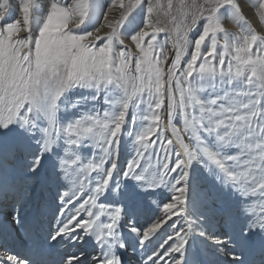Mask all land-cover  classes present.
Here are the masks:
<instances>
[{
  "label": "snow or ice",
  "instance_id": "1",
  "mask_svg": "<svg viewBox=\"0 0 264 264\" xmlns=\"http://www.w3.org/2000/svg\"><path fill=\"white\" fill-rule=\"evenodd\" d=\"M141 2L132 0V11ZM16 3L18 15L9 20L13 0H0V26L18 24L22 18L31 24L37 0ZM80 4L70 8L53 0L46 18L60 19L66 25L74 16L72 21L76 22L81 17L77 10ZM221 4L231 7L230 3L215 0L201 35L196 38L200 46L194 47L195 59H188L182 67L184 53L178 52L167 72L151 60L138 61L135 68L131 64L113 68L90 55L80 56L74 65L64 69L53 64L47 75L41 70L30 75L19 69L12 89L5 83V74L0 73V240L21 238L22 243L39 246L42 220L53 204L50 194L61 177L67 179L81 160L79 155L72 158L69 149L80 152L85 144H91L99 149V162H90L86 167L97 172L98 179L94 184L89 180L87 187L83 181H74L71 189L57 193L56 200L63 202L64 207L57 211L60 223L50 233V240L67 237L73 242L83 241L86 235H94L107 251L94 256L90 264H126L118 251L125 248L141 254L140 264H196L188 258V245L194 236L212 241L221 252L226 244L237 248V252H231L236 264H248L241 257L256 246L257 235L262 238L260 247L264 253V206L257 212L252 203L256 193L264 197V57L253 59L251 54L260 38L253 37L246 47L236 49L235 70L231 64L226 70L218 67L208 56L196 67L209 33H213L209 55L216 50V30L211 22ZM83 5L85 12L77 27L84 25L89 15V5ZM259 8L264 13V3ZM193 24L198 25L195 19ZM70 60L71 54L64 63ZM218 60L223 66L224 54ZM246 67H251L252 73L247 84L251 85L257 76L261 81L257 92L235 91V82L244 76ZM193 73L199 77L196 83L189 79ZM76 89L95 95H81L68 108L81 101L96 100L103 92L113 110L104 111L103 118L90 115L96 111H89L62 121L59 114L62 109L67 110L63 101L67 93ZM9 92L11 98L6 100ZM143 105L153 111V123L140 132L129 131L135 136V154L117 172L120 137L129 109ZM165 105L174 140L164 136L163 128L157 131L154 126L161 119L158 110ZM174 117L182 121V127L173 123ZM137 119L133 113L131 122L135 124ZM153 135L155 139H148ZM257 137L262 142L253 143ZM157 145L156 154L162 156V161L155 177L147 180L141 161ZM233 146L239 149V155L228 154ZM254 150L259 151L253 154ZM245 155L250 158L244 159ZM109 160L110 166L105 168ZM160 186L171 191L167 202L155 199V190ZM85 190H89L87 199L69 212L68 206ZM102 196L112 203L100 202ZM153 206L161 215L138 226L135 218ZM29 207L31 214L25 211ZM6 208L10 211L5 212ZM101 216H107L109 222L96 232L93 225ZM126 216L130 218L123 226L134 234V242H126L121 232V221ZM172 217H183L187 227L177 225ZM209 223L212 233L205 228ZM166 228L171 231L161 238ZM158 237L159 242L146 252ZM8 253L11 252L7 249L0 252V264H30L29 260ZM81 256L83 253L68 255L63 264H79Z\"/></svg>",
  "mask_w": 264,
  "mask_h": 264
},
{
  "label": "rangeland",
  "instance_id": "2",
  "mask_svg": "<svg viewBox=\"0 0 264 264\" xmlns=\"http://www.w3.org/2000/svg\"><path fill=\"white\" fill-rule=\"evenodd\" d=\"M205 1L206 0H197L195 5H194L195 7H192V8H190L191 3H192L191 1H186V4L188 6H181V5L177 4L176 6H169L170 9H165V7H162V6L159 7L160 12L164 16L168 17L171 20V24L174 28V31L172 33H173L174 39L178 45V51L174 54V57L171 60H169V62L168 61L165 62L168 54H167V51L162 48L161 41H160L161 39L164 38L166 33L162 34L163 37L155 38L154 43H152L149 48H147L145 46V44L141 42L138 44V49H134V50L123 49V51L120 52L119 55H115L114 53H110L107 55L105 53V51L98 50L99 48L94 47V48H92L91 55L99 57L104 62H106L107 65H110L113 68H116V67L120 66L121 64H131V66L133 68H135V65L138 61L148 60V58H149V60L157 63V65L160 68H162L165 72H167L168 68L172 64V60L176 58L177 53L179 52L182 55L184 53V55L182 56V61H181V66L183 67L186 65L188 59H190V58L195 59V57L192 56L193 54L191 53V49L189 48L190 42L194 39V36L196 33H198V36L201 35L202 28H203L204 24L207 22V17L211 14L209 9L211 7L215 6V0H211L210 3H208V4ZM157 3H161L160 0H157L156 4ZM221 3H230V5L232 7L233 5H235L237 3V0H221ZM13 6H14V4H13ZM107 7L108 8L111 7V4L108 3ZM227 7L228 6L221 4L219 9L215 13L214 18L211 22L214 24V27H215V28L213 27V29L218 28V30H219V28H220L219 24H217V21H214V20ZM96 9H97L96 6H94V0H90L89 15H88L87 20L85 21L84 25H82L79 28L75 27V29L80 30V29L84 28L85 25L86 26L90 25V23L94 19L93 17L95 15ZM137 17L141 19L142 15L139 14V16H137ZM150 17H152L150 14L143 15V19H147V21H146L147 23H150V21H151ZM194 19L197 21V24H198L197 27L195 26V24H193ZM161 22L162 21H159V23H161ZM127 23L124 22L123 26H126ZM193 28H195L194 31L192 30ZM63 32H65V31H63ZM236 32H237V30H234L233 33H230L228 36V35L222 34L221 32L215 31V37L217 40V47H216L215 52L212 55H209V54L205 55L207 52V49H204L203 53L201 51L202 55H201V57L198 58V62H197L196 67L198 68L199 63H202L201 60L203 59V56H208V58L210 60H212V62L215 65H217L218 67H223L226 70L228 68V66L231 64L233 70H235L237 62L235 61V59L231 55V53H229L228 47L225 48V44H227L229 46L228 43H230V41L233 39L232 41L233 42L235 41V44L238 43L239 41L240 42L242 41L240 43V45H242L243 47L247 46L246 41L243 40L241 38L240 34H238ZM113 35L115 37H117V39L120 42L122 35L117 34V27H115L111 32H108L104 35H101L99 38H102V39L97 38L96 40H92V41L95 44L99 45L101 43H104V41L106 39H108V41L110 39L111 44L113 45V47H115L114 45H115V39L116 38L114 37L112 39L111 37ZM116 35H118V36H116ZM212 35H213V33H209V36L206 37V40L203 42L202 46H204L205 43L209 42ZM224 35L226 38L224 37ZM70 36H71L70 38L68 37V35L66 36L65 46L62 47L63 49L61 51L60 50L58 51V49L54 50V53L51 54L43 64H41L43 66H41L35 62V59L33 58V55L31 53H28L24 56L20 55L17 58V61H18L17 63L18 64L20 63V65H18L16 72L19 69H23L25 72H27L28 74L31 75L33 73H36L38 70H41V71H43V73L45 75H47L49 73L50 67L53 64H60L61 68L64 69V68L69 67V64L74 65L80 56L87 58L88 56L86 57L84 55L86 53H84V52L87 50L86 47H88V48L93 47L92 45H89L90 41H88V39L85 38L81 32H75V33L71 32ZM257 37H259V35ZM98 39H99V42H98ZM72 41H74V42H72ZM259 41H260V39H258L257 44L253 45V48L251 51L253 59H256L257 57H264V51L261 50L260 45L258 46ZM55 43H56V40H54V49H55ZM70 43H72V44H70ZM240 45L238 44V46H240ZM256 46L259 47V49L257 51L254 49ZM68 48H70V49H68ZM145 51L146 52L149 51V55L147 56L148 58L145 56ZM221 52H224L223 54L225 56V64L223 66H219V60H218L219 54ZM69 54H71L70 62L64 63L65 61H68ZM117 56H118V58H117ZM245 58H247V57H245ZM0 60H1L0 61V73L5 74L4 75L5 83L7 84L9 89H12L14 86V78L11 77L9 80V76H8L9 71L5 67H3L4 62L8 61V60L6 59V57H2V58H0ZM251 75H252L251 67H246L244 76L239 78V80L235 82V91L246 92V91L250 90L252 92H257L258 86L261 84V81L257 76V77L252 78L253 83L251 85L247 84V77L251 76ZM164 79L166 80L167 77L165 76ZM189 79L193 80V82L196 83V82H198L199 77L197 76L196 73H193V77H190ZM81 95L91 97V96L95 95V93L92 91L85 92V91H82L80 89L72 90L69 93H67L66 98L63 101L65 109H67V110L62 109L60 114H59L62 121H67V120L76 118L79 115H81L83 112H89V111H96V112H89V114L90 115H99L101 118H103V112L104 111L111 112L113 110L111 107H109V104L106 102L105 95L103 92H101L99 94V97L96 100L89 99L87 101H81L75 107L68 108V106L74 104V102H76L77 98L80 97ZM178 95L179 94L177 93V96ZM10 98H11V94L9 92V94L6 95L5 99L8 100ZM133 113H135L138 117L135 124H133L131 122V118H132ZM158 114L160 115L161 119H160V121L156 122V125H154L157 127V131H160V129L163 128L164 129V136L167 137L168 139L174 140V137L172 136V132H171V127L168 125V113H167L166 105L162 109L158 110ZM152 115H153V111L149 110L147 105H143L139 109H135V108L130 107L129 112H128L127 122L125 123V125L123 127L122 134L120 137L121 149H120V157L118 160L117 172H119L121 170V168L123 169L124 167H126L128 161L131 158H133V156L135 154L134 147H133L134 141H135V136L129 135V131L132 130L135 132H140V131L146 129L150 124L153 123L151 120ZM145 118H147V119H145ZM173 123L176 124L177 127H182V121L178 117H174ZM148 139H155V136L154 135L150 136V137H148ZM252 142L256 143V142H262V141H260V138L257 137L256 140H254ZM258 151L259 150H254L253 154H255ZM158 152H159L158 145L154 146L153 149H151V150H149V152L145 153V158L142 159V161H141L142 168L146 169L144 174H145V177L147 180H151L155 177L157 169L159 167V163L162 161V156H158L156 154ZM228 154L229 155H239V149H237L236 146H233V150L231 152H229ZM69 155H71L72 158H75L76 155H79L81 157V160L79 162V165L76 167L75 171L73 173H69V177L67 179H64L63 177H61L60 181L58 182L57 188H55L53 190L54 193H58L59 191L64 190V189H71L73 187L74 181L77 183H79L80 181H83L85 186L87 187L89 180H91L94 184L95 179H98V177H97L98 173L93 172L92 170L88 169L86 166L90 162H92V163H98L99 162V149H96L91 144H85L81 148L80 152H74L72 149H69ZM249 158H250V156H248V155H245V157H244V159H249ZM110 162H111L110 160L106 161L105 168L110 166ZM48 163H49V165H51V160H49ZM115 178H116V173H114L113 179H115ZM155 191L157 193L155 199H157L161 203L167 202L168 200L171 199V191L168 188H166L164 186H160ZM88 194H89V190H85V192L82 193L77 198V200L74 201L73 204L68 206V211L74 212L76 205H78L84 198L87 199ZM100 202L108 203L109 201L106 200L105 197L102 196V197H100ZM59 203H60L59 208L64 207L63 202L59 201ZM252 203L255 206L256 211L259 212L260 207L264 206V197H261V195L259 193H256L254 195ZM26 210L28 212L29 210H31V208L30 207L26 208ZM48 213H49V211H48ZM48 213L44 216L45 219L48 217ZM159 215H161V213H159V209L156 208L155 206H153L151 209L148 210V212L146 214L139 216V217H136L135 220H136V223L138 226H143V225H146V224L152 222V220L156 216H159ZM53 217H54V215L52 214L49 221L51 223L53 222V224H55V222L57 221V218L52 220ZM85 218H87V217L85 216ZM129 218L130 217L126 216L124 218V220L127 221V219H129ZM58 220L60 223V218ZM172 221L181 227H183V226L187 227V225L184 224V218L183 217H180L179 219H177L176 217H172ZM107 222H109V220H107ZM123 225H125V224L122 223V229H123L122 233L125 232V235L123 236L125 241L126 242H134L135 241L134 234H130L128 232V229ZM205 228L209 233L213 232V228H212L210 223L206 224ZM170 231H171L170 228L164 229L161 232V238L165 232H170ZM52 232H53V230H52ZM145 232H147V231H145ZM48 237L49 236H47L48 244H47V246L44 245L45 250H47L50 247L51 243H53V246H54V242H52V240H50ZM197 238H198L197 241L200 244V246L203 247V249H205L208 254H211V252H216L218 254H221L220 256H224L226 258V260L228 258L229 264L236 263L235 261H233V259L231 257V252H237L238 251L237 248H234L231 245L229 246L226 244L223 247V249H224L223 252H221L219 250V246L212 243V241H210L204 237H200V236H197ZM88 239H89V236H87L85 238V240H88ZM159 239L160 238L158 237L157 240H154L152 242V244L148 246V248L146 249V252L151 251L152 248L159 242ZM66 240H67L66 238L65 239L64 238L63 239L58 238L57 240H55V245L57 244L58 249L61 247H64V250L60 255V259H58V260H61V258H62L61 264H63V260L68 255L79 256V254H81V253H83L82 258L85 259L84 263H81V264H90V261L92 260V258L94 256H98L101 253V251L99 250L101 245H99L93 249V244L96 241H93L92 247L90 249H88V248H86L87 244H82L83 242L80 240H78L77 242L76 241H74V242L73 241H66ZM192 243H193V239L189 242V244H192ZM2 244L3 243L0 242V249H1L0 252L6 251V249L1 247ZM26 245H28V244H26ZM37 248H41V246H38V247L32 246V250L35 249L36 252H37ZM72 251H74V252L72 253ZM125 251L130 252L131 254H135V253L138 254L139 253L138 251L133 252L131 248H126ZM65 252H67V253H65ZM30 254L24 252L19 257H21L22 259H27L31 262L32 261L31 259H33L34 255H31L30 257H28ZM50 254L51 253H48V254H46V253L42 254L41 253V255H40L41 257L39 256V258L36 255L32 264H38V263L41 264L40 259H42L43 256H45V255L47 256ZM54 255H55V253H54ZM237 255H238V253H237ZM134 257H136V259H134L133 263H131V264H140V255H136ZM47 258H48L47 260H49V261L48 262L46 261L47 262L46 264H52L51 260L53 257H47ZM263 262H264V260H263ZM42 264H45V263H42Z\"/></svg>",
  "mask_w": 264,
  "mask_h": 264
},
{
  "label": "bare ground",
  "instance_id": "3",
  "mask_svg": "<svg viewBox=\"0 0 264 264\" xmlns=\"http://www.w3.org/2000/svg\"><path fill=\"white\" fill-rule=\"evenodd\" d=\"M156 1L157 0H142V2L137 5L136 9L132 11L130 4L132 0H94V6H96L97 9L95 11L93 21L90 23V25H85L84 28L76 30V24L79 22V19L83 18V13L85 12L83 3H87L88 5H90V0H59L61 6H69L70 8L72 5L81 3L79 8L77 9L81 13V17L78 18L76 22H73L72 20H74L75 17L70 16V20L66 25L60 19L53 20L50 18H46L53 0H37V5L34 10V17L30 25L24 18H22L18 24H8L5 26H0V58L6 57V59L8 60L4 62L3 67H5L9 71V80L11 77L15 78L16 69L18 65H20V63H17V58L20 55L24 56L28 53H31L33 55V58L35 59V62L41 65L46 61V59H48L51 54L54 53V50L58 49V51H61L63 49L62 47L65 46L66 42L65 38L67 35L70 38L71 32H81L83 36L87 38L88 41H90L89 45H92L93 47H86L87 50L84 52L86 53L84 54L86 57L91 55L92 48L94 47L99 48L98 50L105 51L107 55L110 53L119 55L120 52L123 51V49H138V44L141 42L144 43L147 48H149L151 44L154 43L155 38L163 37L162 34L166 33L164 38L160 41L162 48L166 50L168 54L165 62H169V60H171L174 57V54L178 51V45L172 33L174 31V28L171 24V20L160 12L159 7L162 6L165 7V9H170L169 6H176L177 4L181 6H188L186 4V1H191L192 3L190 8H192L195 7L194 5L197 0H160L161 3L157 4ZM210 1L211 0H206L205 2L208 4L210 3ZM108 3L111 4V7L109 8L107 7ZM260 3H264V0H237V3L235 5L225 8L214 20L217 21V24H219L220 27L219 30L218 28L215 29L216 32H221L222 34L229 36L230 33H233L234 30H237L236 33L240 34L241 38L245 40L247 44L252 41L253 37H257L259 35L260 41L258 43V46L260 45L261 50L264 51V13H262L259 8ZM13 4L14 6L12 12L8 17L9 20L14 19L18 15V5L16 3V0H13ZM139 14L142 15L141 19L137 17L139 16ZM146 14H150L152 16L150 17V23L146 22L147 19H143V15ZM159 21L162 22L159 23ZM124 22H128L126 26H123ZM29 27L31 28L30 31ZM115 27H117V34L122 35L120 42L114 35L111 37L112 39L114 37L116 38L114 45L115 47H113V45L111 44L110 39L109 41L108 39H106L104 43H101L99 45L95 44L92 41L96 40L101 35L111 32ZM211 27H214L213 23H211ZM62 30L65 32H63ZM134 33L136 34L135 36L133 35ZM197 36L198 33L195 34L194 39L190 42L189 48L191 49L192 54L194 51V47L200 46V42L196 40ZM211 38L209 42L205 43L201 48L202 53L204 49H207L206 54L204 53L205 55L209 54V52L211 51ZM54 40H56L55 49ZM232 40L230 41V43H228V49L229 53H231V55L235 57L237 54L236 49L243 48V46L240 45L242 41H239L235 44V41L233 42ZM238 44L240 46H238ZM258 46L254 48L256 51L259 49ZM223 53L224 52H221L220 54ZM148 55L149 51H145V56L147 57ZM241 55L243 54L241 53ZM201 61L204 62V59H202ZM56 195L57 193L54 192L50 194V199L53 201V204L49 209L48 217L46 219L44 217L42 220L39 233V246H41V248H37V253L35 249L32 250V245H26L25 243H22L21 238H17L15 241L11 239L0 240V242L3 243L1 247L11 252L8 254H16L17 256H20L24 252L28 254L31 253L29 256H27L30 257L31 255H34V259L35 255H38L37 257L39 258L41 253H51L50 255L43 256V258L40 260V263H46L48 259L47 257H53L51 260L52 264H61L62 258L61 260L58 259H60V255L63 252L64 247L58 249L57 244L55 245V241H52L54 242V246L53 243H51L50 247H47V250H45L44 248V245L47 246L48 244L47 236H49L52 230L53 232L55 231L56 225H58L59 223L57 211L60 207V203L58 200H56ZM106 200L109 201L108 203H112L111 199ZM4 211L8 212L10 211V208H6L4 209ZM25 211L26 213L31 214L32 210H29L27 212V210L25 209ZM93 211L95 212L97 211V209H94ZM52 214L54 215L52 220L57 218L55 224L49 221ZM93 219H95V217H93ZM107 220V216H101V218L94 223L93 230L96 232H100L103 229V225L108 223ZM122 223L126 224V221L123 219L121 221V224ZM121 232H123L122 227ZM147 234L148 233L145 232L146 236ZM124 235L125 232L123 233V236ZM87 236H89V239L85 240ZM65 238L67 239L66 241H70L67 237H64V239ZM85 238L82 241V244H87L86 248L90 249L92 247V242L96 241L95 237L94 235L89 234L86 235ZM254 239L256 240V246L241 258L243 260H247L248 264H264V253L261 252L260 247L262 238L257 235ZM197 240V236H194L193 243L189 244L188 246V258L190 260H195L196 264H229L228 258L226 260L224 256H220L221 254H218L216 252H211V254H208L207 251L200 246ZM99 245H101L99 242H94L93 249ZM104 249V246L101 245L99 250L101 252L107 251L106 249ZM125 249H118V251L122 259L126 261V264L133 263L134 259H136V257L134 256H141L140 253L131 254L130 252H126ZM74 251H72V253ZM82 257L83 256L80 257V264L84 263L85 260ZM33 259L32 261H34ZM32 261L30 262L31 264L33 263Z\"/></svg>",
  "mask_w": 264,
  "mask_h": 264
}]
</instances>
